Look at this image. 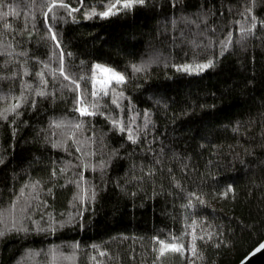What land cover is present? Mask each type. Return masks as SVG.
<instances>
[{
	"label": "trees",
	"instance_id": "obj_1",
	"mask_svg": "<svg viewBox=\"0 0 264 264\" xmlns=\"http://www.w3.org/2000/svg\"><path fill=\"white\" fill-rule=\"evenodd\" d=\"M38 5L40 0H5L17 7V15L11 13L0 18V40L11 41L14 44L21 40L19 31L13 33L2 27L3 22L10 23L13 28L21 29L25 21V8L31 3ZM204 3V0H177L176 5L171 0H149L147 5H137L134 11L118 14L108 20H87L69 22L58 29L62 33L64 46L70 47L76 59L101 60L123 66L133 59L139 60L152 54L153 50L175 57L176 62L184 58L186 52L191 57L192 49L182 41L192 45L199 44L198 29L201 23H191L197 17L193 15ZM214 16L206 23L218 24L225 32L231 28L234 41L239 38V25L236 21H250L252 13H244L245 0H209ZM157 5V6H154ZM223 10L216 12L215 9ZM3 11H7L5 6ZM254 14L258 20L264 19V0H255ZM37 14L39 9H36ZM181 15L188 16V21L179 20ZM173 20L176 23H173ZM247 26V23H244ZM31 27L29 25V29ZM43 29L38 27L37 33L31 38L23 36L20 50L26 48L27 54L19 59H9L0 53V108L14 102L13 97L19 95L21 77L24 82H36L35 70L40 64L31 57L41 60L47 57V44L41 42ZM15 35V41L12 36ZM264 25L257 24L255 34L248 37L247 47L235 44L216 67L209 68L198 74L176 72L171 66L165 68L154 65L150 68V79L130 77L125 91L132 97L133 107L151 109L155 124L148 129L156 139L147 147H155L152 151H136L126 144L124 151L130 153L124 158H115L110 165L105 178L108 186L101 191L95 205V211L86 213L84 229L58 231L51 236L7 234L0 237V264H46L50 257L46 254L49 245H56V251L65 256L73 252L72 245L79 242L77 256L68 260L57 256V264H93L90 259L92 251H96L97 259L103 264H142L156 259L151 249L150 238L153 235H167L168 230L178 232L182 227L180 219L183 214L180 204L183 195L173 197L167 194L152 195V184L145 179L142 188L135 197L126 194L116 187L112 181L119 178L124 182L126 169L135 161L145 165L152 162L159 153L160 164L156 165V191L160 186L170 187L169 169L175 172L177 178H182V160L180 156L188 157V166L194 170V175L212 172L205 190L208 204L200 205L203 211L197 212L211 221L223 235L224 240L213 246V242L205 244L198 240L203 252L196 257V264H238L257 244L264 240L260 232L264 229ZM173 41L176 42L175 49ZM19 55V53H17ZM20 60H25L31 71L23 75ZM171 61H169L170 65ZM17 72L15 78L11 72ZM131 70L129 69V72ZM167 72V75H165ZM51 86V81H50ZM151 86V87H149ZM145 88L147 90L145 91ZM27 91V90H26ZM59 95V93H58ZM65 95H68L65 92ZM162 100L157 105L155 101ZM107 108L114 114L118 109L105 99ZM68 105L71 100L66 101ZM126 103V102H125ZM169 105L165 108L164 105ZM200 105L214 106L203 107ZM30 107V105H29ZM193 108L188 115L181 116V108ZM55 108L54 112L52 109ZM65 109V102L53 105L42 97H37V105L31 111L23 110L16 124L0 119V150L4 153L6 163L0 164V193L3 201L0 206L6 207L9 193L18 190L26 178L27 172L32 177L47 176L45 167L50 159L69 157L59 149H50L44 136H52L47 128L50 117L59 115ZM172 113H177L175 124ZM11 117V114H9ZM71 115V113H69ZM127 116V113H125ZM96 129L106 130L108 125L104 117L93 118ZM23 121H28L24 124ZM143 117H137V123H142ZM251 125V126H249ZM233 126H239L240 131H233ZM16 128L15 135L12 129ZM60 129L55 134L60 135ZM239 141V143L237 142ZM124 143L122 134L108 135V149ZM147 142L141 141V146ZM216 145L217 152L211 146ZM234 146V147H233ZM163 149V151H161ZM250 149V151H247ZM97 160L101 158L99 143L96 145ZM173 153L177 156L174 157ZM234 153L237 158H234ZM209 161L211 163L209 164ZM162 165V167H161ZM198 166V168H197ZM137 168L136 175H139ZM189 174H193L190 172ZM85 175L99 181V172L85 170ZM131 175V172H129ZM233 185L234 191L228 196L220 197L218 193L227 184ZM63 180L57 181L56 196L53 203L57 213L68 211V200L72 195V187L63 186ZM137 185L130 182L127 186L130 193ZM215 188L217 194L210 191ZM173 191H178L172 189ZM189 190H191L189 188ZM196 211V210H193ZM256 225L249 230L244 225ZM199 227H204L200 225ZM98 244L108 249V254L101 257L99 250L86 249V245ZM42 250L37 256H31L27 250ZM188 253L182 258L179 254H168L163 264H186Z\"/></svg>",
	"mask_w": 264,
	"mask_h": 264
},
{
	"label": "snow or ice",
	"instance_id": "obj_2",
	"mask_svg": "<svg viewBox=\"0 0 264 264\" xmlns=\"http://www.w3.org/2000/svg\"><path fill=\"white\" fill-rule=\"evenodd\" d=\"M148 2L149 0H40L38 5L33 2L27 6L33 11L28 12L25 8L23 28L15 29L10 23L3 22V29L11 30L13 33L19 31L21 35V40L16 41L15 44L11 41L0 40V53H4L9 59H19V56L27 54L28 50L26 48L20 50L19 45L23 43L24 35L31 38L34 33H37L38 27L43 29L41 42L47 44L48 48L45 59L31 57L33 61L40 64V67L35 70L36 82H24L23 77H21L19 95L13 97L14 102L0 108V119L16 124V118L22 116L23 110L31 111L36 107L37 97H42L45 100L50 98L53 105L65 102V109L61 110L59 115L50 117L48 126L44 131H51L52 136L49 138L45 135L44 141L50 146V149L62 150L69 158L50 159L45 165L48 168L46 177H32L31 173L25 169L27 175L24 182L20 184L18 190L9 193L7 206H0V237L10 233L17 236L24 234L25 236L41 235L47 237L56 234L58 231L84 229L86 227L84 223L86 213L95 211L100 192L108 186L105 175L109 171L110 165L115 158H124L130 154L124 151L126 144L130 143V146L136 151L151 152L152 148L155 147L154 144L152 148L147 147V144H151L156 139L148 131L155 124L151 116V109L134 108L132 97L125 91V86L130 77L148 80L150 79V68L161 64L165 68L171 66L176 72L189 75L198 74L206 69L216 67L219 59L235 44L247 47L248 37L255 34L257 24L264 25V19L258 20L254 14L253 4L255 0H245L243 11L244 13H252V15L250 21H245L246 27L244 26L245 22L236 21V24L239 25L237 31L240 35L234 41L231 28L225 32L224 28L218 24L206 23L214 16V11L209 0H204V3L193 13L197 19L191 21V23H201V27L198 29L199 44L192 45L190 42L182 41L191 47L192 54L189 57L185 52L184 58L180 62H176L175 57L153 50L148 57L128 61L121 68L118 64L102 62L99 59L86 61L81 58L77 60L71 48L64 46L62 33L58 29L67 23L108 20L118 14L134 11L137 5L144 6ZM171 3L176 5L177 0H171ZM5 6L7 11L2 10ZM17 8L18 6L14 7L11 3L5 5V0H0V18L8 17L10 13L13 16L17 15ZM37 8L39 9L38 14ZM221 10H223L222 7L215 9L216 12ZM178 19L188 21L189 17L181 15ZM173 23L176 21L173 20ZM29 25L31 30H28ZM261 39L264 40V36ZM12 40L15 41V35L12 36ZM175 46L176 42L173 41L174 49ZM169 61H171L170 65ZM19 62L22 74L27 75L31 71L26 66L27 62L25 60ZM17 75L18 73L15 71L10 73L12 78L17 77ZM146 90L147 88H145ZM65 92L68 95H65ZM105 99L119 110L118 113L114 114L111 110H102V108L108 107L104 102ZM68 100H71L70 105L66 103ZM155 103L160 105L163 102L157 99ZM164 107L167 108L169 105L165 104ZM200 107L214 106L200 105ZM52 110L56 111L55 108ZM192 111L193 108L183 107L179 115L185 116ZM141 114L143 121L137 123V117ZM97 116L104 117L108 125L106 130H99V137L93 119ZM176 116L177 113H172L171 123L175 124ZM23 123L28 124V121H23ZM56 129L61 130L59 136L55 134ZM233 131H240V127L233 126ZM12 132L15 135V127H13ZM110 133L122 134L124 143L109 150L108 135ZM142 140L147 142L144 146H141ZM237 142L239 143V141ZM97 143H99L101 152V158L98 160L95 158L97 156ZM217 147L216 145L211 146L212 151L218 155ZM159 156V153L155 154L152 162L147 165L143 161L137 165L134 161L123 173L125 177L123 184L120 183L119 178L114 179L112 183L122 192L133 197L143 190L142 185L145 179L152 184L153 196L167 194L178 197L182 194L184 197L183 203L180 204L183 212L180 217L182 227L178 232L170 229L166 236L161 234L153 235L150 238L151 249L156 257L151 261V264H163V259L168 254H179L180 257L184 258L185 253H188L187 264H196L195 258L203 255L198 240L205 244L211 241L214 247L221 241L225 244L230 243L224 240L220 231L211 226V221H208L207 217L197 214V212L203 211L200 209V205L208 204L205 190L209 188L207 180L213 174L207 172L200 173L198 177L195 176L194 170H190L188 166L189 158L180 156L179 159L183 161L181 169L185 175L182 178H177L175 172L169 169V189L160 186L159 191H156L154 177L158 172L156 165L160 164ZM173 156L176 157L177 154L173 153ZM234 158H237L235 153ZM4 163H6L4 153L0 150V164ZM210 163L211 161H209ZM137 168L140 172L139 175H136ZM85 170H92L94 173L99 172V181L86 176ZM190 172L193 174H189ZM58 180H63L61 187L69 186L73 189L71 198L68 200L67 212L61 210L57 213L53 203H50L55 199ZM130 182H135L137 186L129 193L127 186ZM173 188L178 191H173ZM210 191L213 195L217 194L215 188H211ZM233 191V185L229 183L218 195L225 197ZM3 199V194L0 193V202ZM200 225L204 227H199ZM244 227L251 231L257 226L250 224L244 225ZM260 234L264 235V229L261 230ZM72 248L73 252L65 256V254L56 251V245H49L46 254L50 259L46 264H57V256H62L68 260L74 259L80 249L79 242H74ZM85 248L98 249L101 257L108 254L107 248L95 243L86 245ZM262 249H264V240H261L248 255L250 256L253 252ZM41 251L27 250L31 256H37ZM90 259L93 264H103L100 259H97L96 251H92ZM246 259L247 257H245ZM142 264H147V262L144 261ZM241 264H244V261H241Z\"/></svg>",
	"mask_w": 264,
	"mask_h": 264
},
{
	"label": "water",
	"instance_id": "obj_3",
	"mask_svg": "<svg viewBox=\"0 0 264 264\" xmlns=\"http://www.w3.org/2000/svg\"><path fill=\"white\" fill-rule=\"evenodd\" d=\"M245 257H247L246 260ZM245 257L241 260L244 261V264H264V249L253 252L252 255H246ZM241 261L238 264H241Z\"/></svg>",
	"mask_w": 264,
	"mask_h": 264
},
{
	"label": "rangeland",
	"instance_id": "obj_4",
	"mask_svg": "<svg viewBox=\"0 0 264 264\" xmlns=\"http://www.w3.org/2000/svg\"><path fill=\"white\" fill-rule=\"evenodd\" d=\"M186 264H187V261H186Z\"/></svg>",
	"mask_w": 264,
	"mask_h": 264
}]
</instances>
